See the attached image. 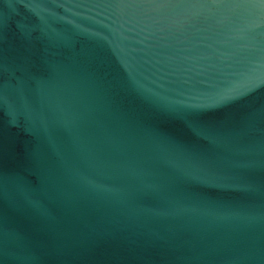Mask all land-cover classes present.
Instances as JSON below:
<instances>
[{
	"label": "water",
	"instance_id": "obj_1",
	"mask_svg": "<svg viewBox=\"0 0 264 264\" xmlns=\"http://www.w3.org/2000/svg\"><path fill=\"white\" fill-rule=\"evenodd\" d=\"M0 264H264V0H0Z\"/></svg>",
	"mask_w": 264,
	"mask_h": 264
}]
</instances>
